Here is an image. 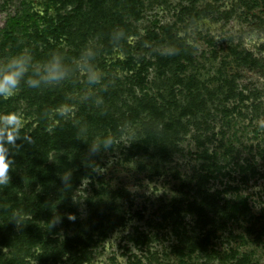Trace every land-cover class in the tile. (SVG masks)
Wrapping results in <instances>:
<instances>
[{
  "label": "rangeland",
  "instance_id": "1",
  "mask_svg": "<svg viewBox=\"0 0 264 264\" xmlns=\"http://www.w3.org/2000/svg\"><path fill=\"white\" fill-rule=\"evenodd\" d=\"M86 45L0 99V264H264V0H0V61Z\"/></svg>",
  "mask_w": 264,
  "mask_h": 264
},
{
  "label": "clouds",
  "instance_id": "2",
  "mask_svg": "<svg viewBox=\"0 0 264 264\" xmlns=\"http://www.w3.org/2000/svg\"><path fill=\"white\" fill-rule=\"evenodd\" d=\"M119 35V33L114 34V38L118 39ZM95 55V50L86 45L81 50L80 56L69 65L65 62L64 56L58 51L51 53L42 61H37L27 49L11 54L5 60L0 61V99L14 97L19 92L22 84L37 90L55 87L69 80L73 74H79L89 86L100 84L103 74L95 66ZM68 111L71 112L72 109ZM17 139L18 137L14 136L11 141H8V144L15 145ZM88 146L89 152L93 154L101 149L110 148V146H99L96 142L90 143ZM11 163L8 148H0V184L9 183L8 172ZM70 178V172L61 176L65 184L70 183ZM30 216L23 212H16L12 221L18 227H22L26 220H30ZM69 218L74 219L75 217L70 216ZM32 264H35V260L32 261Z\"/></svg>",
  "mask_w": 264,
  "mask_h": 264
},
{
  "label": "trees",
  "instance_id": "3",
  "mask_svg": "<svg viewBox=\"0 0 264 264\" xmlns=\"http://www.w3.org/2000/svg\"><path fill=\"white\" fill-rule=\"evenodd\" d=\"M77 6H81L82 4H88L91 6H100L105 3L106 0H74ZM182 52L181 48H177L175 54L172 56V62H176L177 59H179V55ZM245 57H242L244 59ZM164 63H167L165 61ZM253 63V62H252ZM76 132V129L73 127H70L68 129H61L59 131L60 137L56 139L57 142V149L59 148H67L70 147L68 143V139L71 137H74ZM92 219H95V217L92 216Z\"/></svg>",
  "mask_w": 264,
  "mask_h": 264
}]
</instances>
